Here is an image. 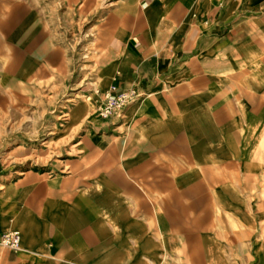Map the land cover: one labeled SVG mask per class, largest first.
I'll use <instances>...</instances> for the list:
<instances>
[{"label":"crops","instance_id":"0c3cea01","mask_svg":"<svg viewBox=\"0 0 264 264\" xmlns=\"http://www.w3.org/2000/svg\"><path fill=\"white\" fill-rule=\"evenodd\" d=\"M141 1L128 36L121 34L125 57L107 69L115 77L102 93L118 84L145 94L124 110L145 122V133L131 136L127 150L118 137L91 141L102 170L92 194L89 182L75 189L70 176L8 184L0 236L18 230L21 244L4 247L0 264H161L165 255L180 264L181 253L221 254L218 211L255 222L221 169L242 167L243 191L262 175L253 170L264 161V0ZM30 9L31 28L17 35L33 38L27 50L35 58L21 66L13 30ZM39 15L35 7L6 8L7 77L27 78L39 61L59 60ZM142 187L159 198L140 197ZM254 251L264 264V247Z\"/></svg>","mask_w":264,"mask_h":264},{"label":"rangeland","instance_id":"374dc122","mask_svg":"<svg viewBox=\"0 0 264 264\" xmlns=\"http://www.w3.org/2000/svg\"><path fill=\"white\" fill-rule=\"evenodd\" d=\"M11 5L35 7L40 13L38 18L48 26L50 46L60 53L57 62L39 61L27 78L16 74L7 77L9 44L3 24L5 10ZM141 5V0H71L70 5L66 0H0V200L8 184L13 188L23 178L34 176L47 180L70 176L75 189L83 181L89 182L92 194L102 170L91 141L104 135L111 136V140L118 137L122 149L127 150L131 136L145 133L139 131L145 122L133 119L128 109L122 116L105 121L94 115L102 103V91L114 81L113 71L107 69L115 60L125 57L121 34L128 36L131 19L142 10ZM31 13L30 9L13 30L16 38L12 46L16 52H24L21 66L35 58L27 50L33 38L22 40L23 32L17 35L20 27L25 26L27 32L31 28ZM144 97L141 94L139 100ZM245 97L253 102L257 96ZM137 145L146 149V143ZM254 169L262 171V175L252 176L253 188L244 191L241 189L246 176L242 167L221 170L223 181L232 182L239 189L255 222L246 223L236 214L218 211L220 223L215 234L222 236L221 254L181 253L180 264H261L254 250L263 252L264 247V161L260 170ZM139 189L140 197L159 198L156 192ZM163 197L170 199L173 194L168 190ZM4 250L0 244V252ZM177 258L165 255L160 262L179 264Z\"/></svg>","mask_w":264,"mask_h":264},{"label":"built area","instance_id":"2783aa9c","mask_svg":"<svg viewBox=\"0 0 264 264\" xmlns=\"http://www.w3.org/2000/svg\"><path fill=\"white\" fill-rule=\"evenodd\" d=\"M141 98V93L135 88L123 89L118 84H112L102 93V103L94 112L99 120H108L122 116L124 110ZM0 244L10 250H18L21 244V233L11 230L0 236Z\"/></svg>","mask_w":264,"mask_h":264}]
</instances>
